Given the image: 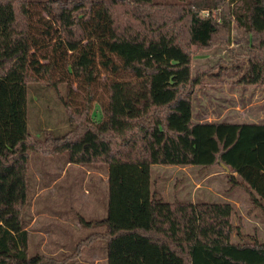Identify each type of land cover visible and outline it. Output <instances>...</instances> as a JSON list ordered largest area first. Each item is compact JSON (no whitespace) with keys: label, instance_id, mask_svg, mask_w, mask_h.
Instances as JSON below:
<instances>
[{"label":"trees","instance_id":"obj_1","mask_svg":"<svg viewBox=\"0 0 264 264\" xmlns=\"http://www.w3.org/2000/svg\"><path fill=\"white\" fill-rule=\"evenodd\" d=\"M9 3L25 4L26 71L23 80L0 79V264H60L28 254L21 208L32 150L107 165L105 229L96 236L107 242V264H264V241L232 239L241 234L229 202H169L150 189L152 164L225 172L224 164L230 186L264 217V122L191 120L203 76L191 73L195 49L225 47L235 83L264 86V0H0ZM234 25L249 35L239 53L229 48ZM61 64L84 83L80 107L70 104L66 81L49 80ZM98 65L114 75L95 99ZM34 82L55 88L65 132L28 130Z\"/></svg>","mask_w":264,"mask_h":264},{"label":"rangeland","instance_id":"obj_2","mask_svg":"<svg viewBox=\"0 0 264 264\" xmlns=\"http://www.w3.org/2000/svg\"><path fill=\"white\" fill-rule=\"evenodd\" d=\"M24 12L23 3L0 5V79H24L26 52L24 38L20 37ZM14 38L17 41L12 46ZM248 42L249 35L234 25L229 48L239 53ZM228 59V51L221 45L195 49L191 73L201 72L203 76L192 95L191 120L264 122V113L261 112L264 102L259 101L264 95V87L235 83L239 73L227 68ZM98 70L91 86L95 99L105 97L102 82L114 75L100 66ZM39 80L47 78L43 76ZM49 80L66 81L70 104L82 106L87 95L84 83L68 74L62 64L52 70ZM47 84L34 82L27 85V127L37 137L45 129L55 134L68 129L67 116L55 88ZM59 87L63 91V87ZM67 161L66 151L51 154L32 150L28 153L27 195L21 208L29 235L28 254L42 256L43 262L107 264V242L96 237L105 229L101 221L107 212V165L95 162H69L70 165H66ZM150 175L151 192L165 201L229 202L233 207L231 220L241 234H233L232 239L236 241L249 235L259 242L264 241L263 215L254 210L247 192L230 186L225 172L218 165L206 168L181 163L152 164Z\"/></svg>","mask_w":264,"mask_h":264},{"label":"crops","instance_id":"obj_3","mask_svg":"<svg viewBox=\"0 0 264 264\" xmlns=\"http://www.w3.org/2000/svg\"><path fill=\"white\" fill-rule=\"evenodd\" d=\"M249 43V42H248ZM261 87H264V86H261ZM260 103L264 102V95L262 96V98H260ZM262 113H264V109L261 111ZM208 121H211V120H208ZM234 122V121H233ZM244 122H247V121H244ZM254 122H261V121H254ZM66 165H70V163L67 161ZM105 177H107V173L105 175ZM237 205V204H236ZM252 207V206H251ZM254 210H259L258 208H254ZM26 229V228H25ZM28 232V231H27ZM29 236V235H28ZM27 244H28V240H27Z\"/></svg>","mask_w":264,"mask_h":264},{"label":"water","instance_id":"obj_4","mask_svg":"<svg viewBox=\"0 0 264 264\" xmlns=\"http://www.w3.org/2000/svg\"><path fill=\"white\" fill-rule=\"evenodd\" d=\"M221 166H222V168L225 170V172H227V171H228V168H227V166H226V165L222 164Z\"/></svg>","mask_w":264,"mask_h":264}]
</instances>
